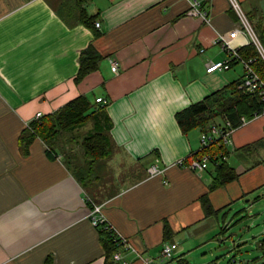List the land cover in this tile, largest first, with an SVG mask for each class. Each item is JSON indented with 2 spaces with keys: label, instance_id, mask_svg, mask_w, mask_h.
Wrapping results in <instances>:
<instances>
[{
  "label": "crops",
  "instance_id": "crops-1",
  "mask_svg": "<svg viewBox=\"0 0 264 264\" xmlns=\"http://www.w3.org/2000/svg\"><path fill=\"white\" fill-rule=\"evenodd\" d=\"M239 1L255 30H264V0ZM80 7L101 26L82 20ZM190 7V0H0V264H123L107 257L89 218L92 202L132 243L122 249L128 264H196V257L201 264H264V239L258 254L240 259L210 260L208 251L227 237V210L241 199L264 209V115L232 131L226 159L238 176L223 186L210 190L212 165L199 171L174 164L199 151L202 132L184 131L177 111L245 72L237 60L206 70L209 61L228 57L213 39L238 24L230 0H202L209 21ZM235 42L243 47L249 37L240 32ZM89 46L101 58L78 79ZM82 94L93 102L104 97L112 122L113 150L92 189L62 150L51 151L27 127L37 112L47 115ZM92 126L59 135V146L82 161ZM153 164L163 171L151 176ZM108 171L118 178L113 184H103ZM207 193L212 211L202 201ZM166 242L178 246L163 259Z\"/></svg>",
  "mask_w": 264,
  "mask_h": 264
},
{
  "label": "trees",
  "instance_id": "trees-1",
  "mask_svg": "<svg viewBox=\"0 0 264 264\" xmlns=\"http://www.w3.org/2000/svg\"><path fill=\"white\" fill-rule=\"evenodd\" d=\"M80 11L82 20L87 24L94 23L95 25L96 20L94 16H89L83 7H80ZM256 32L264 46V30L258 29ZM240 54L246 59L255 58L252 65L264 79V60L256 45L253 42L244 45L240 48ZM100 58L101 55L97 50L93 46H89L82 54L78 79L82 78L92 69H95L98 66ZM240 82L241 78L177 111L176 119L181 128L187 131L200 126L203 131L207 130L214 122L225 127L236 128L241 125L242 116H246L249 119L254 118L264 108V98H262L258 91H244L240 89L238 87ZM98 103L102 105H98ZM89 121L93 122V126L84 133L82 145L85 156L80 161L78 154L73 150H66L59 146L58 139L59 135L66 131H74ZM111 126L112 122L105 105L97 100L93 102L88 95L82 94L34 121L31 132L41 136L48 143L51 151L58 152L59 150H64L66 152L67 163L77 179L88 189H92L102 177L104 165L102 159L111 154L113 150L110 137ZM75 137H72V139ZM206 151H211L217 155L221 154L218 164H211L213 169L209 182L210 190L223 186L238 176V173L229 165L227 159L222 158V154L228 155L229 153L226 144H213ZM69 156L70 158L72 157L71 159H77L79 162L76 160L72 164ZM202 201L207 211L213 210L208 193L202 197ZM99 229L102 234V241L107 257L113 259V253L120 247V244L117 240H114L111 232L105 227L101 226ZM177 264L190 263L186 259H181Z\"/></svg>",
  "mask_w": 264,
  "mask_h": 264
},
{
  "label": "built area",
  "instance_id": "built-area-1",
  "mask_svg": "<svg viewBox=\"0 0 264 264\" xmlns=\"http://www.w3.org/2000/svg\"><path fill=\"white\" fill-rule=\"evenodd\" d=\"M232 7L236 10L239 21L236 27L228 34H219L214 39V43H220L222 47L227 51L228 57L220 60H211L207 63L206 70L208 72L215 71V70H223L228 69L231 67L233 61H241L244 65V75L241 78V82L239 83L238 87L244 91H258V93L264 98V79L261 77L258 71L253 67L252 62L255 58L246 59L240 54L241 46L235 42V38L240 32H244L249 37V43L253 42L261 57L264 60V46L253 27L250 19L248 18L247 14L243 10L241 3L239 0H230ZM191 7L189 9L190 14H195L203 17L205 20L209 21L210 17L208 13L201 8L202 0H190ZM96 27L101 26V22L99 20L95 21ZM248 43V44H249ZM112 69L114 71L118 70V61L113 60L112 62ZM97 101L102 102L105 104L107 100L99 96L96 98ZM264 115V108L261 112L255 115ZM42 116L41 112L36 113L37 119ZM249 120L246 116H242L241 124L246 123ZM27 127L33 130L32 124H28ZM234 128H229L228 126H222L217 123H212L211 126L207 130H203L201 132V146L197 153H191L188 157L179 158L175 161V165H185L189 166L195 170H205L209 167L212 163L218 164L220 160L221 154H213L211 151H206L207 148L212 146L213 144H226L231 137L232 131ZM223 159L227 158L226 154H222ZM163 170L158 167V165L153 164L148 167V172L151 176L161 173ZM89 218L91 222L96 227H105L107 230L111 232L112 237L114 240L120 244L119 248H117L113 253V259L115 261H120L123 264H128L129 260L123 257L122 249H131L132 243L126 236L121 235L114 227L112 223H110L106 217L103 215L102 204L99 203H92V206L89 210ZM176 242H166L162 249V258L167 259L172 256L174 250L177 248ZM146 261L149 263L151 259L147 258Z\"/></svg>",
  "mask_w": 264,
  "mask_h": 264
},
{
  "label": "rangeland",
  "instance_id": "rangeland-1",
  "mask_svg": "<svg viewBox=\"0 0 264 264\" xmlns=\"http://www.w3.org/2000/svg\"><path fill=\"white\" fill-rule=\"evenodd\" d=\"M241 6L245 13L249 14L244 5L241 4ZM62 152L66 153L64 150H62ZM71 158V163L74 164L77 159ZM103 179V184H113L118 178L116 177L115 172L108 171L104 173ZM251 201H247V198L241 199L232 209L227 210L229 215L227 237L224 241L216 242L211 250H208L209 253H213L209 256L210 260L216 259L217 257L223 258L228 255L226 259L228 261L233 259V256L235 255L240 259L242 258L240 256H248L247 254L249 253H252V255L259 253L260 248H257V246L259 242L264 239V209H260L262 203L250 207ZM244 240L247 242H243ZM202 253L203 250L197 251L198 255H202ZM198 258L199 257L194 258L193 262L201 264V261Z\"/></svg>",
  "mask_w": 264,
  "mask_h": 264
}]
</instances>
